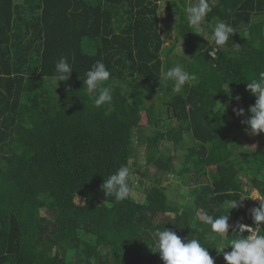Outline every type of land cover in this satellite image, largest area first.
<instances>
[{"label":"trees","instance_id":"obj_1","mask_svg":"<svg viewBox=\"0 0 264 264\" xmlns=\"http://www.w3.org/2000/svg\"><path fill=\"white\" fill-rule=\"evenodd\" d=\"M187 1L0 0V264H163L150 234L165 227L198 239L213 257L220 238L210 239L197 210L228 214L224 202L241 199L244 187L264 193V132L251 135L241 123L256 101L247 81L264 71V0H210L206 23L223 20L236 31L216 59L208 54L215 45L189 28ZM162 3L177 30L166 48ZM62 56L74 69L58 87L50 82ZM96 60L110 70L113 89L111 105L101 108L82 87ZM176 63L197 79L173 95L171 82L162 86L158 78ZM228 83L244 116L223 104ZM245 139L261 146L245 149ZM164 140L174 152L161 150ZM138 148L142 157L132 160ZM121 165L132 170L135 198L117 203L101 184ZM150 165L162 178L178 173L190 207L177 209L181 192L168 193L161 177L159 184L156 175L146 178ZM242 204L229 225L259 206ZM233 230L228 239L239 238ZM215 264L227 262L220 255Z\"/></svg>","mask_w":264,"mask_h":264},{"label":"clouds","instance_id":"obj_2","mask_svg":"<svg viewBox=\"0 0 264 264\" xmlns=\"http://www.w3.org/2000/svg\"><path fill=\"white\" fill-rule=\"evenodd\" d=\"M211 10L210 0H189L184 7L189 28L195 34L204 37L207 42L215 45L208 51V54L211 59H216L217 53L223 50L229 38L236 31L231 24L223 20H217L214 24L206 23V17ZM240 47L239 44L233 43L234 52H238ZM73 69L68 58L62 56L55 64L54 80L58 85L60 81H67ZM110 78L111 72L103 60H96L85 73V79L82 80V87L85 89L83 96L86 97V100H90L96 108H101L106 104L111 105L113 101V89L106 85ZM158 79L162 86L171 82V91L175 95L180 94L185 85H191L196 81L197 77L194 73L185 70L182 64L176 63L167 70H162ZM247 90L256 97V101L249 106L247 111L250 115L241 123L246 125V132L251 135H259L264 132V71H260L257 77L247 81ZM222 91L227 93L230 99L233 98L229 83L223 87ZM234 98L239 100L240 96L236 95ZM223 104L227 107L226 103ZM226 107L223 109V113ZM233 111L237 116L245 115L244 108L237 107ZM131 171L128 165H121L107 178L104 177L101 190L106 198L113 197L117 203L135 198L134 183L130 184ZM170 176L174 175L170 174ZM246 198L260 202L258 207L249 208L256 228L254 229L253 225L242 223L238 225V230L233 228V232L240 234L239 238L228 239L226 234L229 231L231 210L243 206L242 202ZM185 205L191 206L190 199L185 201ZM223 207L228 210V214L214 216L213 214L209 215L208 210H197L198 220L210 228V239L215 241L216 237L220 238V242L215 247L217 253H223L227 264H264V234H260L258 231L264 222V193H260L257 189L252 190L241 199L225 201ZM245 232L248 235L245 236ZM150 235L154 241L151 249L153 252L159 253L163 264H215L214 258L209 253L210 247L203 245L196 238L185 240L166 227L157 228ZM228 246H231V251L225 252L224 250Z\"/></svg>","mask_w":264,"mask_h":264},{"label":"rangeland","instance_id":"obj_3","mask_svg":"<svg viewBox=\"0 0 264 264\" xmlns=\"http://www.w3.org/2000/svg\"><path fill=\"white\" fill-rule=\"evenodd\" d=\"M188 2H189V0L187 1V3ZM161 6H162L161 7L162 23H161L160 31H161V35L164 38V48H166L167 46H171V44L175 40V37L177 35V30L174 28V26H175V20L168 18V16H167V10L165 9V6H164L163 3H162ZM169 31L171 33V36L168 35ZM175 51H176V49H174L170 53V56L171 57H176L175 56V54H176ZM182 53L184 54V51ZM161 57H162V59H165V58H167V55L162 53V56ZM50 83L55 84V85H58V83L55 80L51 81ZM58 87H59V85H58ZM236 95H239L240 96V94H239V92H238L237 89H233L232 90V97H233L232 99H230L229 95L227 94V106L229 107L228 110H230V112H234L233 111L234 108L241 107V102H240L241 97H240L239 100H236L234 98ZM167 116L168 115L166 113H164V116H163L164 119L167 118ZM172 123L173 122L170 121V120H166L165 121V124H167V126H169ZM141 125H143V126L144 125L145 126L148 125V121H147V117H146V112H142ZM125 128H126V130H130L132 128V123L131 122H127ZM231 129H233V133H232L233 135L237 134L238 131H239L237 128H234V127H232ZM150 130H151V128H150ZM165 130H167V127H165ZM245 142L247 144V145L246 144H243V148H245V149H247L248 147H250L252 150H257V148L261 146V144L259 143L258 140L257 141H254V140L245 139ZM128 143H129V146L130 147L135 148L136 147V144H137V140H136V138H134V139L131 138V139L128 140ZM252 145H255V146H252ZM161 147H162L161 148L162 151L174 152L173 144L171 143V141L164 140L163 143L161 144ZM143 151H144L143 149L138 148L137 153H139V156L137 158L136 157L133 158L132 160L141 159L142 155L140 153H142ZM176 153L179 154V155H182V151L181 150L180 151H177ZM175 164H176L178 170L182 168V162L179 159H177L175 161ZM140 166L143 167V168H145L147 165L145 166L144 161L143 160H140ZM148 170H149V175L146 178L149 181H153L154 182V180L151 179V176L156 175L157 176V181H155V183L156 184H159L158 180L160 179L159 177L162 178L161 174L158 173L157 172V169L155 167H153L152 165L148 166ZM171 178H173V179L171 180ZM162 179H163L162 183H163L164 186L167 187L168 193H170L173 196H175L179 191L181 192V194L177 198L174 199V205L177 207V209H180V207L183 204H185V201L188 200V196H187L186 193L188 192V189L189 188L186 187V186H182L181 185L182 181H181V177L178 175V173H175V177L174 176L171 177L170 174L164 173ZM178 185H180V186L178 187ZM140 187L135 186V189L138 192L143 191V188H140ZM244 188H245V190H244V193L242 195V198L245 197V196H247L249 194L247 191L250 189L249 186L244 187ZM246 189H247V191H246ZM138 196L145 197V194H138ZM245 202H247L250 205H251V203H252V205H258L260 203L258 200H253V199H250V198H246L245 199ZM45 252L47 254H50L52 252V248H49L48 250H45Z\"/></svg>","mask_w":264,"mask_h":264},{"label":"built area","instance_id":"obj_4","mask_svg":"<svg viewBox=\"0 0 264 264\" xmlns=\"http://www.w3.org/2000/svg\"><path fill=\"white\" fill-rule=\"evenodd\" d=\"M251 209H248L247 211H246V213L244 214V216H245V221H241L239 218H237L236 220H235V222H234V229L235 230H238V225H240V224H249V225H253V228L255 229L256 228V226L254 225V224H252L251 222H253V218H252V214H251V211H250ZM262 228H264V222H262V227H260L259 229H258V231H259V233L260 234H263L262 232H261V229ZM247 233V232H246ZM247 235H248V233H247ZM225 252H230L231 251V248H225V250H224ZM220 255H222V256H224L223 255V253H219V254H216L215 256H213V258H214V260H216V258H217V256H220Z\"/></svg>","mask_w":264,"mask_h":264},{"label":"water","instance_id":"obj_5","mask_svg":"<svg viewBox=\"0 0 264 264\" xmlns=\"http://www.w3.org/2000/svg\"><path fill=\"white\" fill-rule=\"evenodd\" d=\"M239 219H240L241 221H245V216H244V214H240V215H239ZM233 228H234V224L232 223V224L229 225V231L232 230ZM229 231H228V233H229ZM228 233H227L226 235H228Z\"/></svg>","mask_w":264,"mask_h":264},{"label":"crops","instance_id":"obj_6","mask_svg":"<svg viewBox=\"0 0 264 264\" xmlns=\"http://www.w3.org/2000/svg\"><path fill=\"white\" fill-rule=\"evenodd\" d=\"M169 174H171V173H169ZM179 186H180V185H179ZM179 186H178V187H179Z\"/></svg>","mask_w":264,"mask_h":264}]
</instances>
